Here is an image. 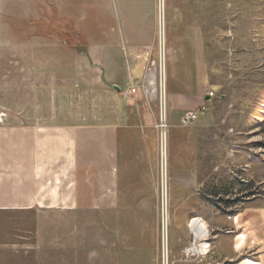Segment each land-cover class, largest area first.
<instances>
[{"label":"rangeland","instance_id":"374dc122","mask_svg":"<svg viewBox=\"0 0 264 264\" xmlns=\"http://www.w3.org/2000/svg\"><path fill=\"white\" fill-rule=\"evenodd\" d=\"M161 2L165 3V31L168 4L184 11L187 26L197 35L186 56L196 60L206 91L214 93L210 104L197 111L202 116L190 126L183 125L184 116L178 124L170 123L167 42L162 43L160 36ZM4 3L0 24L5 32L9 29V34L13 31L22 39L45 30L48 47L60 49L62 56L70 55V46L77 47L79 56H86L88 39L105 37L130 44L141 26L153 38L145 51L149 58L146 73L161 68V75L156 79H152L155 74L150 76L156 93L146 96L141 88L154 114L153 155L152 146L147 145L143 164L137 162L133 172L126 170L118 187L116 183L101 187L95 177L96 187L84 183L80 187H46L41 192V199L47 200L44 208L36 206L24 213L0 211V264H57L62 258L69 259L66 264H164L165 252L167 264L256 262L264 251V0ZM57 40L62 47L56 46ZM5 45L0 46L4 62L7 55L21 54V47L10 50ZM163 116L168 187H163L158 128ZM130 154L127 149L126 155ZM197 218L209 226L205 240L211 252L207 257L193 256L191 251L187 255L194 241L189 226ZM237 218L254 223L259 234L256 247L247 242L237 248L238 234L245 230L242 224H234Z\"/></svg>","mask_w":264,"mask_h":264},{"label":"crops","instance_id":"0c3cea01","mask_svg":"<svg viewBox=\"0 0 264 264\" xmlns=\"http://www.w3.org/2000/svg\"><path fill=\"white\" fill-rule=\"evenodd\" d=\"M4 2L0 0V6ZM167 12L166 93L170 123L175 125L213 98L208 97L211 92L206 91L196 60L186 56L197 41L196 33L187 26L182 9L168 4ZM38 32V36L19 39L0 24V46L22 48L20 55H7L5 62L0 55V211L7 213L46 207L47 200L41 199L46 187L83 183L96 187L95 177L101 187L110 183L118 187L126 170L133 172L137 162L143 164L147 145L152 146L151 155L155 149L154 114L141 89L148 75L145 51L152 43L150 32L138 26L125 45L105 37L88 39L86 56H79L74 46L67 48L70 55L62 56L60 49L48 47L46 31ZM55 44L62 47L58 40ZM80 62L85 71L80 72ZM127 149L132 154L126 155ZM234 224H242L245 230L238 235L246 234L248 246L256 247L259 234L254 223L237 218ZM191 234L192 246L205 252L206 238ZM68 261L62 258L57 264ZM252 263L264 264V251L256 262L237 264Z\"/></svg>","mask_w":264,"mask_h":264},{"label":"bare ground","instance_id":"6f19581e","mask_svg":"<svg viewBox=\"0 0 264 264\" xmlns=\"http://www.w3.org/2000/svg\"><path fill=\"white\" fill-rule=\"evenodd\" d=\"M164 8H165V3L161 2L162 21H161V28H160V33H161L160 36H161L162 43H163L164 40H166L165 24L163 23ZM153 65H154V63H153ZM158 70H159V72L158 71L156 72V70H155L154 73L151 71V74H155V75L152 76V79H156V78H158V76L161 75V68H159ZM153 86H154V84H153ZM164 90H165V88H164V77H163V79H162V98H163V100H164V96H165ZM156 92H157V89L154 90V92L152 91V94H154ZM162 98H161V104H162ZM163 111H164V104H163ZM163 115H164V112H163ZM163 120H164V116H163ZM160 143H161L162 158H163V176H164L163 187H168V179H167V177H168L167 136L166 137L164 136L163 139H161ZM165 175L167 176L166 178H165ZM189 227H190L191 232L199 239L200 238H207L209 236L208 224L202 219H198V218L194 219L190 223ZM164 242H165V248H166V227L165 226H164ZM246 242H247V235L243 234L241 237H239V241L237 243V248L238 249H242L244 247V245L246 244ZM203 246L206 249L205 252H204V250H201L197 246L196 247L192 246V249L190 250L192 255L193 256H198V255L204 254V253H206V255H208L210 253V245L207 242H205V243L203 242ZM165 251H166V249H165ZM164 264H167L166 252H165V255H164Z\"/></svg>","mask_w":264,"mask_h":264},{"label":"built area","instance_id":"2783aa9c","mask_svg":"<svg viewBox=\"0 0 264 264\" xmlns=\"http://www.w3.org/2000/svg\"><path fill=\"white\" fill-rule=\"evenodd\" d=\"M152 66H153V64H152ZM151 71H152V69L148 71V75L146 76V79H145L146 82L142 86V89H143L144 93L146 94V96H150L152 93L153 84L151 83V77L149 76L151 74ZM132 93H136V89H132ZM208 96H209V98H214V93H212V92L208 93ZM201 109H204V107H202ZM2 116L3 115H1V118H3ZM198 118H199L198 112H189V113H186L184 115V117L182 119V123L184 126H190V125L196 123L198 121ZM158 128L161 131V139H163L164 136L165 137L167 136L166 119L163 120L161 117V123L159 124Z\"/></svg>","mask_w":264,"mask_h":264},{"label":"trees","instance_id":"16d2710c","mask_svg":"<svg viewBox=\"0 0 264 264\" xmlns=\"http://www.w3.org/2000/svg\"><path fill=\"white\" fill-rule=\"evenodd\" d=\"M78 47H79V45H78Z\"/></svg>","mask_w":264,"mask_h":264}]
</instances>
